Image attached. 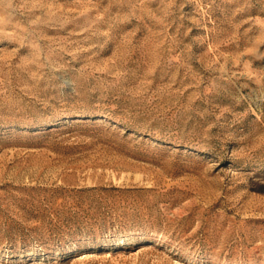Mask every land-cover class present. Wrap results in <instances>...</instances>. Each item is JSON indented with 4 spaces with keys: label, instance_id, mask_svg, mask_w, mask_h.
<instances>
[{
    "label": "rangeland",
    "instance_id": "rangeland-1",
    "mask_svg": "<svg viewBox=\"0 0 264 264\" xmlns=\"http://www.w3.org/2000/svg\"><path fill=\"white\" fill-rule=\"evenodd\" d=\"M0 264H264V0H0Z\"/></svg>",
    "mask_w": 264,
    "mask_h": 264
}]
</instances>
